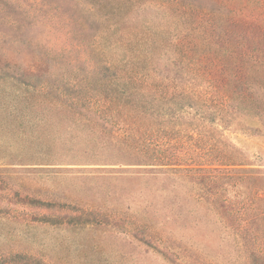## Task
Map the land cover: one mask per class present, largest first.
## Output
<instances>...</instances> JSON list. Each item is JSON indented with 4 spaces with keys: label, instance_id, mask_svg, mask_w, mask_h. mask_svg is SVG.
Listing matches in <instances>:
<instances>
[{
    "label": "trees",
    "instance_id": "1",
    "mask_svg": "<svg viewBox=\"0 0 264 264\" xmlns=\"http://www.w3.org/2000/svg\"><path fill=\"white\" fill-rule=\"evenodd\" d=\"M88 3L103 25L88 44L99 71L53 92L45 80L0 69V148L21 158L0 164V200L9 207L21 197L45 212L0 207V225L20 214L29 228L100 224L95 204L34 196L48 187L32 172L53 180L82 165L70 162H87L140 194L115 208L125 235L177 257L264 264V173L225 136L234 124L264 133V0ZM12 166L31 171L15 177ZM28 253L25 264H51Z\"/></svg>",
    "mask_w": 264,
    "mask_h": 264
},
{
    "label": "rangeland",
    "instance_id": "2",
    "mask_svg": "<svg viewBox=\"0 0 264 264\" xmlns=\"http://www.w3.org/2000/svg\"><path fill=\"white\" fill-rule=\"evenodd\" d=\"M89 7L88 0H0V69L45 80L53 92L57 87L68 90L65 84L76 77L83 78L92 70L99 71L88 44L103 25L95 21V12ZM61 47L69 51L58 56L56 52ZM14 82L20 88L19 82ZM225 136L249 167L264 173L263 132L245 131L234 124L225 131ZM13 149L9 144L0 148L1 165L21 159L15 158ZM70 163L82 165L65 167L69 168L64 170L68 172L53 180H47L43 172H32L36 179L43 176L39 182L48 187L41 193L34 192V196L45 201L61 199L62 203L74 208L85 203L95 204L92 218L100 224L84 231L66 226L29 228L22 214L13 218L9 215L12 224L0 225V264H25L21 256L27 250L28 254L41 256L51 264H231L236 257L235 254L230 257L204 254L177 257L163 254L158 245H154L159 248L155 250L138 237L125 235L121 227L125 215L115 208L125 202L137 203L140 194L129 193L131 183L116 180L112 176L118 175L109 174L108 170L95 172L94 168L100 167L83 165L91 163ZM8 168L16 173L15 177L31 171L22 166ZM41 186L37 183V188ZM54 187L57 190L51 191ZM20 198H13L9 207L7 202L0 200V207L32 214L45 213L28 208ZM113 214L121 219L112 221ZM2 216L0 214V219ZM15 254L21 255L14 258Z\"/></svg>",
    "mask_w": 264,
    "mask_h": 264
}]
</instances>
